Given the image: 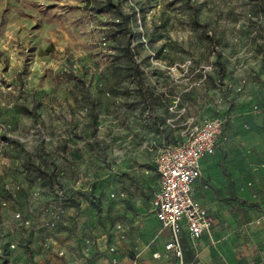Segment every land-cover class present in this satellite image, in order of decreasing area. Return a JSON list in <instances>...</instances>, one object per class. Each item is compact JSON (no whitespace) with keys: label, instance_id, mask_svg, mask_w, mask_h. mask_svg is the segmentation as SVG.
I'll return each mask as SVG.
<instances>
[{"label":"rangeland","instance_id":"374dc122","mask_svg":"<svg viewBox=\"0 0 264 264\" xmlns=\"http://www.w3.org/2000/svg\"><path fill=\"white\" fill-rule=\"evenodd\" d=\"M105 1L0 0V264H157L154 159L216 116L195 196L264 206V0Z\"/></svg>","mask_w":264,"mask_h":264},{"label":"built area","instance_id":"2783aa9c","mask_svg":"<svg viewBox=\"0 0 264 264\" xmlns=\"http://www.w3.org/2000/svg\"><path fill=\"white\" fill-rule=\"evenodd\" d=\"M223 123L216 116L193 125L182 142L163 146L154 159L158 186L152 192L150 208L160 225L168 229L170 238L165 249L179 258V264H184L179 239L182 227L193 240L210 232L212 217L193 197L192 185L201 176V158L214 153Z\"/></svg>","mask_w":264,"mask_h":264},{"label":"crops","instance_id":"0c3cea01","mask_svg":"<svg viewBox=\"0 0 264 264\" xmlns=\"http://www.w3.org/2000/svg\"><path fill=\"white\" fill-rule=\"evenodd\" d=\"M211 155L201 158V176L192 185L193 197L206 207L212 217L210 232H204L200 238L193 240L187 228L183 226L179 234L181 260L184 264H264V206L262 204L256 211H245L247 219L244 221L242 215L235 213V210L225 204L224 196L218 192H211L209 200L195 196V187L205 173ZM208 175L213 177L211 174ZM157 186L158 176L155 189ZM154 218L156 219L155 216ZM156 221L158 222L157 219ZM158 224L160 225L159 222ZM164 229L166 238L162 251H155L152 256L157 259L163 256L157 264H179V258L165 249L170 234L167 228Z\"/></svg>","mask_w":264,"mask_h":264},{"label":"trees","instance_id":"16d2710c","mask_svg":"<svg viewBox=\"0 0 264 264\" xmlns=\"http://www.w3.org/2000/svg\"><path fill=\"white\" fill-rule=\"evenodd\" d=\"M105 4L108 7L114 9V11L117 12L120 16L125 18L128 17L127 15H123L119 7L116 4H113L111 0H106ZM151 96H154V92L151 89L148 88L141 89L140 97L143 101V105L146 110L151 109V101H150Z\"/></svg>","mask_w":264,"mask_h":264}]
</instances>
